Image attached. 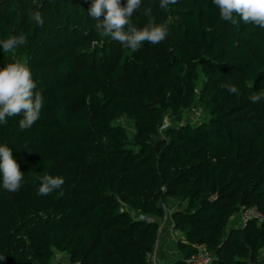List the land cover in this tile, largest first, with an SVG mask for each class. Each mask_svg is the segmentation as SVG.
I'll list each match as a JSON object with an SVG mask.
<instances>
[{"label":"trees","instance_id":"obj_1","mask_svg":"<svg viewBox=\"0 0 264 264\" xmlns=\"http://www.w3.org/2000/svg\"><path fill=\"white\" fill-rule=\"evenodd\" d=\"M158 4L145 0L170 35L134 52L97 34L91 0H0V40L26 37L0 64H27L44 97L31 128L21 116L0 125L24 177L8 192L0 175V264H48L55 252L147 264L172 200L182 205L169 215L180 233L170 264L201 248L211 264H263L264 29L221 20L212 0ZM133 21L147 18L136 10ZM194 105L206 120H182ZM45 174L65 178L63 196L37 194ZM252 208L259 217L229 226Z\"/></svg>","mask_w":264,"mask_h":264},{"label":"clouds","instance_id":"obj_2","mask_svg":"<svg viewBox=\"0 0 264 264\" xmlns=\"http://www.w3.org/2000/svg\"><path fill=\"white\" fill-rule=\"evenodd\" d=\"M176 3L177 0H159L158 7L166 11ZM212 3L219 9L221 20L234 26L243 22L264 29V0H212ZM136 10L147 18L142 27L133 21ZM87 12L95 21V31L100 37H111L134 52L140 51L146 43L157 45L170 35L169 24L158 23L153 8L145 6V0H127L126 4H122L121 0H91ZM34 19L38 26H43L41 12H35ZM25 43L24 35H13L0 40V49L8 53ZM96 43L93 40L92 46L95 47ZM228 91L239 94L234 86H229ZM250 99L255 103L258 97ZM43 107L44 97L27 64L16 61L0 68V125H7L10 117L21 116L20 129H29L39 120ZM0 175L2 187L8 192H17L23 185V172L7 144H0ZM36 179L39 181L38 195L47 196L58 190L60 196L64 195V177L45 174Z\"/></svg>","mask_w":264,"mask_h":264},{"label":"rangeland","instance_id":"obj_3","mask_svg":"<svg viewBox=\"0 0 264 264\" xmlns=\"http://www.w3.org/2000/svg\"><path fill=\"white\" fill-rule=\"evenodd\" d=\"M7 53H4L2 49H0V59L1 57H5ZM1 65V64H0ZM170 116H166L164 120V126L167 125L170 121ZM207 115L205 114L204 110L199 106H192L191 109L185 111L183 113L182 120L189 121L191 123H199L202 120H206ZM118 123L122 124L126 129L127 133L132 136L134 132L132 122L122 118L117 121ZM174 204V203H173ZM164 208V216L163 218L159 219L160 225V232L158 236L157 247H155L153 251V255L156 259L157 264H161L164 260L168 258H172L178 254L176 249V240L179 238L178 232L174 231L169 224V215L173 208L179 207L182 203L174 204L173 206L161 204ZM134 216H140L139 213L133 212ZM243 224L242 217L240 214H236L234 220L229 222V226H241ZM262 263L264 264V253H261ZM174 259V258H173ZM48 264H72L68 256L64 253L55 252L54 256L51 258Z\"/></svg>","mask_w":264,"mask_h":264},{"label":"built area","instance_id":"obj_4","mask_svg":"<svg viewBox=\"0 0 264 264\" xmlns=\"http://www.w3.org/2000/svg\"><path fill=\"white\" fill-rule=\"evenodd\" d=\"M0 68H3V66L0 65ZM240 216L242 217V220L244 222L247 218L259 217L260 214L254 208H252V209L243 210L240 213ZM212 259H213L212 254L208 252L206 249L201 248L197 254L187 259L186 264H211ZM147 264H157L153 252L150 254Z\"/></svg>","mask_w":264,"mask_h":264},{"label":"crops","instance_id":"obj_5","mask_svg":"<svg viewBox=\"0 0 264 264\" xmlns=\"http://www.w3.org/2000/svg\"><path fill=\"white\" fill-rule=\"evenodd\" d=\"M176 202L177 203H179L178 201H171V206H173L174 204H176ZM174 203V204H173ZM180 207V206H179ZM175 208H178V207H175ZM175 208H173V209H175ZM172 209V210H173ZM171 210V211H172ZM171 213V212H170ZM169 219H170V216H169ZM234 220V219H233ZM169 224H170V226L172 227V224H171V221H169ZM177 232V231H176ZM178 234H179V237H180V233L178 232ZM158 242V241H157ZM156 247H157V244H156ZM158 248V247H157ZM178 252V251H177ZM178 257H180V255H179V253L176 255V256H174V257H172V258H168V259H166V260H164L161 264H170V262H171V260L173 259V258H178Z\"/></svg>","mask_w":264,"mask_h":264}]
</instances>
